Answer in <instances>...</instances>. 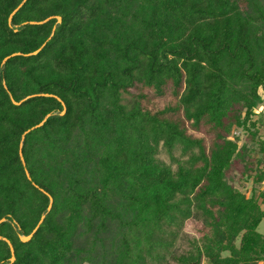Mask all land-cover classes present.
Segmentation results:
<instances>
[{"label":"trees","instance_id":"1","mask_svg":"<svg viewBox=\"0 0 264 264\" xmlns=\"http://www.w3.org/2000/svg\"><path fill=\"white\" fill-rule=\"evenodd\" d=\"M21 1L0 0V264H264V0H25L8 23Z\"/></svg>","mask_w":264,"mask_h":264},{"label":"rangeland","instance_id":"2","mask_svg":"<svg viewBox=\"0 0 264 264\" xmlns=\"http://www.w3.org/2000/svg\"><path fill=\"white\" fill-rule=\"evenodd\" d=\"M259 95L260 97H264V92L262 91H259ZM161 103V101L159 102V104ZM262 104L257 108L256 112H260L262 111V109H264V100H262L261 102ZM261 109V110H260ZM264 111V110H263ZM260 120V123H261V128H260V136L263 138L264 140V116L260 117L259 118ZM238 136H239V142L237 143V145L241 144L242 142H246V139L244 137V135L242 133H240V131H237L236 133ZM253 149H255L256 153H257V149L256 147H252ZM158 158L160 160H162L164 163H168V158L166 156V154L163 152V151H159L158 153ZM238 172H239V166L236 165L234 166L230 173H229V177L231 178V183L232 185L235 187V188H238L241 190V183H240V177L238 175ZM244 190H245V195H248V191H249V187H250V184L249 183H244ZM258 189H262V186L260 185ZM202 226L200 225V222L197 221L196 219L194 218H189L188 220L184 221L182 223V232L180 234V236L177 238L176 240V251L177 252H180L181 250H184L187 248V244H186V239H190V238H197V230L200 229ZM257 231L259 233H264V224L261 223L258 225L257 227ZM183 235V237H182ZM173 260H170V258L168 257L166 259V262L164 264H173ZM203 264V263H202Z\"/></svg>","mask_w":264,"mask_h":264},{"label":"water","instance_id":"3","mask_svg":"<svg viewBox=\"0 0 264 264\" xmlns=\"http://www.w3.org/2000/svg\"><path fill=\"white\" fill-rule=\"evenodd\" d=\"M24 1L25 0H22L21 2H20V4L9 14V16H8V18H7V22L9 23L10 22V19H11V16L17 11V9L24 3ZM45 21H47V19L46 20H44V21H42V22H36V23H33V22H31L30 24H41V23H43V22H45ZM56 21H57V23H59L60 22V18L59 17H56ZM52 31H53V29H52ZM37 53V51H34V52H32L31 53V55H35ZM14 55H17V54H11L10 56H8V57H5L3 60H2V63L7 59V58H9V57H12V56H14ZM63 112H61V114H62ZM44 120V119H43ZM42 123H39L37 126H35L34 128H36V127H39L40 125H41ZM22 138H23V136H21V140H22ZM20 147H21V142L19 143V150H20ZM18 155H19V157H20V159H21V156H20V151H18ZM23 164V163H22ZM25 176H26V178L27 179H29V177H28V174L25 172ZM50 204H51V199L49 198V203H48V206H47V211L49 210V208H50ZM42 219V218H41ZM41 219L39 220V222H38V224H40V222H41ZM1 222H3V219H0V223ZM35 229H36V227L32 230V232L29 234V235H27V236H25V237H19V239H20V241L21 242H26V241H28L30 238H31V235L34 233V231H35ZM9 250H10V259H9V261L10 262H12L13 261V252H12V249H11V247L9 246Z\"/></svg>","mask_w":264,"mask_h":264},{"label":"crops","instance_id":"4","mask_svg":"<svg viewBox=\"0 0 264 264\" xmlns=\"http://www.w3.org/2000/svg\"><path fill=\"white\" fill-rule=\"evenodd\" d=\"M260 98H261V97H260ZM261 100H264V97H262ZM260 110H261V109H260ZM263 110H264V109H262V111H263ZM263 112H264V111H263Z\"/></svg>","mask_w":264,"mask_h":264}]
</instances>
